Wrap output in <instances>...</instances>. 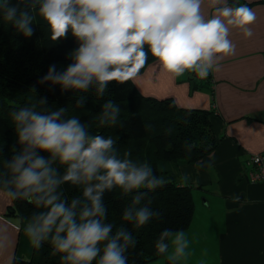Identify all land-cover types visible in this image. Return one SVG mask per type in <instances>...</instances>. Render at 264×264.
I'll return each instance as SVG.
<instances>
[{"label":"clouds","instance_id":"obj_1","mask_svg":"<svg viewBox=\"0 0 264 264\" xmlns=\"http://www.w3.org/2000/svg\"><path fill=\"white\" fill-rule=\"evenodd\" d=\"M205 0H0V15L15 31L30 38L37 15L52 41H76L70 63L51 64L40 82L71 91L75 108H83L86 93L98 97L115 81L135 82L154 58L172 77L195 73L203 78L218 62L235 53L233 29L253 35L255 13L246 4L208 0L215 14L206 17ZM47 97L10 113L20 147L2 159L0 197L33 204L35 211L23 231L36 249L47 242L61 264H128L132 233L107 222L106 193L119 189L130 197L123 209L125 221L140 228L160 213L143 203L148 194L167 181L147 162H137L117 151L112 137L94 135L79 117L66 116L65 107L48 109ZM120 108L113 100L103 104L102 119L115 126ZM2 150V149H0ZM61 169L63 171L61 172ZM70 183L82 190L71 200L61 192ZM155 247L168 264H183L190 255V240L182 230L164 229Z\"/></svg>","mask_w":264,"mask_h":264},{"label":"trees","instance_id":"obj_2","mask_svg":"<svg viewBox=\"0 0 264 264\" xmlns=\"http://www.w3.org/2000/svg\"><path fill=\"white\" fill-rule=\"evenodd\" d=\"M15 4L16 0H11ZM230 6L254 3L244 0H228ZM35 32L30 38L18 34L3 21L0 15V170L2 159L10 158L12 148L20 147L10 113L23 105H32L36 99L47 97L49 111L65 107L66 116H76L89 124L94 135L112 137L121 157L130 153V159L147 161L157 176L167 183L148 194L143 201L151 199L150 207L160 213L143 227L137 228L122 217L123 209L130 203V197L119 189L106 193L104 203L108 209L107 222L116 231L123 226L136 240L135 247H129L126 255L128 264H149L160 257L155 243L164 229L188 230L195 214L194 190L199 188L189 183L181 173L185 165H193L206 158L218 146V137L213 130V111L178 107L172 98L157 99L141 95L132 81L118 84L113 81L109 92L98 97L94 91L86 93L83 108H75L76 97L71 91L61 92L59 86L41 83L48 67L55 63L58 70L70 63L69 53L76 47V41L69 34L55 42L43 20L37 15ZM156 60L149 55L146 67ZM191 91H205L212 95V81L195 76L190 82ZM113 100L120 108L119 120L115 126L102 119L103 104ZM251 119V118H250ZM63 169H61V172ZM63 195L71 200L82 195V190L66 183L61 186ZM38 211L26 201H12L7 206L5 217L18 227V242L11 264H61L59 254L45 242L43 247H33L24 234V224ZM95 264V262H94ZM165 264H168L165 258Z\"/></svg>","mask_w":264,"mask_h":264},{"label":"crops","instance_id":"obj_3","mask_svg":"<svg viewBox=\"0 0 264 264\" xmlns=\"http://www.w3.org/2000/svg\"><path fill=\"white\" fill-rule=\"evenodd\" d=\"M244 1L254 3L253 35L232 30L236 51L209 73L212 95L190 90L195 73L172 77L157 61L132 81L143 96L213 111L217 148L181 168L189 183L199 185L193 221L185 231L190 255L183 264H264V182L247 178L250 156L264 154V0ZM202 10L206 17L215 14L208 0ZM10 204L0 197V264H11L18 242V225L5 217ZM149 264H165V257Z\"/></svg>","mask_w":264,"mask_h":264},{"label":"built area","instance_id":"obj_4","mask_svg":"<svg viewBox=\"0 0 264 264\" xmlns=\"http://www.w3.org/2000/svg\"><path fill=\"white\" fill-rule=\"evenodd\" d=\"M250 169L247 178L251 183L264 182V154H253L249 158Z\"/></svg>","mask_w":264,"mask_h":264}]
</instances>
